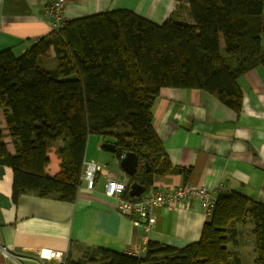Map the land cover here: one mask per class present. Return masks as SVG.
Masks as SVG:
<instances>
[{
  "label": "trees",
  "instance_id": "trees-1",
  "mask_svg": "<svg viewBox=\"0 0 264 264\" xmlns=\"http://www.w3.org/2000/svg\"><path fill=\"white\" fill-rule=\"evenodd\" d=\"M189 3L193 22L158 24L119 8L68 20L21 54L0 51V110L8 130L0 126V165L13 169L14 200L37 193L74 201L90 134L114 143L120 159L128 151L138 154L124 194L136 199L131 183L149 185L152 173L168 164L152 125L163 87L204 89L240 110L238 78L264 67V0ZM52 53L56 66L40 65ZM58 141L61 169L49 175V151ZM247 217L254 224L255 264H264V202L235 191L218 195L200 239L183 248L149 241L138 256L99 247L62 264H242L228 244Z\"/></svg>",
  "mask_w": 264,
  "mask_h": 264
},
{
  "label": "crops",
  "instance_id": "crops-1",
  "mask_svg": "<svg viewBox=\"0 0 264 264\" xmlns=\"http://www.w3.org/2000/svg\"><path fill=\"white\" fill-rule=\"evenodd\" d=\"M47 3L0 0V51L12 49L21 54L39 39L50 38L53 31L44 16ZM189 5V0H67L63 15L68 21L126 8L158 24L169 18L193 22ZM221 46L225 49L223 37ZM238 83L242 91L238 111L204 89L160 90L152 125L168 164L152 173L143 193L191 183L205 185L217 197L235 191L264 202V67L243 73ZM0 126L7 134L2 110ZM4 140L13 150L11 137L7 135ZM88 141L83 170L89 161L105 167L97 173L92 189L81 178L74 201L37 193H23L14 200L13 169L0 165V264H62L66 257H79L99 247L128 252L135 244L155 241L183 248L200 239L210 218L198 200L190 199L172 208L155 207L145 219L150 228L137 225L133 216L122 213L117 199L105 190L109 177L129 184L130 175L120 164L122 158L101 142L91 154L93 145ZM62 146L61 141L55 142L49 151V175L60 172L58 152ZM248 222L252 225L249 229L239 226L244 222L236 225L238 235L233 243L241 252L237 251L242 264L246 254L244 230L249 234L254 228L253 222ZM251 244L256 255V240Z\"/></svg>",
  "mask_w": 264,
  "mask_h": 264
},
{
  "label": "built area",
  "instance_id": "built-area-1",
  "mask_svg": "<svg viewBox=\"0 0 264 264\" xmlns=\"http://www.w3.org/2000/svg\"><path fill=\"white\" fill-rule=\"evenodd\" d=\"M66 3L67 0H48L44 16L48 18L52 31L59 32L66 25L67 20L63 15ZM124 156L125 154L121 158ZM104 167L103 164L94 161H89L85 164L81 178L88 188L92 189L95 187L97 173L102 172ZM105 190L107 195L117 199L118 208L122 213L133 216L137 225H146L147 228L152 225L146 223L143 218L148 217L155 207L172 208L179 203L194 199L199 201L207 217L211 218L217 201V196L213 195L208 187L191 183H184L177 187L153 189L149 193H143L136 197V199H130L124 197V194L128 191V184L116 177H109ZM147 244H135L129 248L128 252L133 255H143L147 250ZM4 252L8 254L9 251L4 248Z\"/></svg>",
  "mask_w": 264,
  "mask_h": 264
},
{
  "label": "rangeland",
  "instance_id": "rangeland-1",
  "mask_svg": "<svg viewBox=\"0 0 264 264\" xmlns=\"http://www.w3.org/2000/svg\"><path fill=\"white\" fill-rule=\"evenodd\" d=\"M53 54L54 53H52L50 56H46L44 58V60L43 59H40V61H39V62H41L40 65L45 66V67H49V68L55 67L56 66V60L53 57ZM121 131H122V128L121 127H119L118 129L115 130V132H121ZM103 139H104V137L101 136V135H99V134H90L89 141H88V145H93L91 147V149H90L91 154H94L95 153L96 145H99V142H101V145H102V143L104 142ZM145 219L146 218H143L144 221H145ZM247 221H250V218H248V217L245 218L244 224L243 225H239V226H241L243 229H249V227L251 228L252 225L249 224V222H248V224H246ZM245 227H248V228H245ZM244 232H245V234H244L245 235L244 236V238H245V244H244V246L246 247V254L244 256L245 257V263L244 264H255L254 263V256H256V255L254 253L253 246L251 244V242H252L253 245H254L255 236L252 233V230L251 229L248 231L249 234L245 230H244ZM249 239H250L251 242L249 241ZM228 248L231 251H236V252L238 251L237 248H236V245H233L231 242H229ZM238 252H240V251H238ZM84 254L85 253L83 252L81 254V256H79V257L84 256ZM79 257H75V259L76 258H79Z\"/></svg>",
  "mask_w": 264,
  "mask_h": 264
},
{
  "label": "water",
  "instance_id": "water-1",
  "mask_svg": "<svg viewBox=\"0 0 264 264\" xmlns=\"http://www.w3.org/2000/svg\"><path fill=\"white\" fill-rule=\"evenodd\" d=\"M103 146L105 149L115 152L117 150L116 145L112 142H103ZM138 163H139V156L136 152L128 151L126 152L125 156L121 159L120 164L125 172L133 176L138 170ZM147 170H150L148 166ZM146 190L145 185H141L137 181L132 182L130 185V195L132 197H138L143 194Z\"/></svg>",
  "mask_w": 264,
  "mask_h": 264
}]
</instances>
